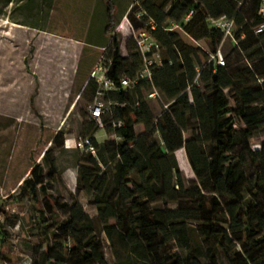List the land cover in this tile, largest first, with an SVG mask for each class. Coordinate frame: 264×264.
Masks as SVG:
<instances>
[{"label":"trees","instance_id":"16d2710c","mask_svg":"<svg viewBox=\"0 0 264 264\" xmlns=\"http://www.w3.org/2000/svg\"><path fill=\"white\" fill-rule=\"evenodd\" d=\"M14 1L30 12L38 6L49 13L54 5V0ZM253 1L250 16L242 10L245 0H140L134 7L130 23L156 39L164 64L152 82L125 90L120 80L136 75L130 64L138 72L144 66L140 50L131 38L128 56H123L117 35L105 45L107 77L121 89L102 98L110 107L101 121L120 143L109 149L101 145L98 124L92 121L85 138L97 155L77 151V188L97 215L91 217L78 200L69 205L50 192L58 174L54 165L46 175L40 165L32 166L18 195L31 205L34 229L42 239L32 264H108L102 236L115 264H264V141L257 150L252 144L264 135V41L255 35L264 16L259 15L260 0ZM191 10V21L182 26ZM140 11L142 20L136 17ZM221 17L235 23L232 40L248 54L244 65H227L226 60L224 66L213 60L203 64L201 51L166 26L181 25L191 38L205 40L215 56L225 37L209 20ZM149 21L155 30L146 27ZM154 89L169 105L156 122L146 102ZM88 91L85 85L80 99ZM95 99L92 95L87 104ZM137 125L150 134L138 136ZM188 131L192 137L186 141ZM155 133L162 146L152 143ZM60 138L61 133L54 136V147ZM181 149L197 181L183 180L176 159ZM45 155L50 159V153ZM182 197L189 199L184 203ZM156 203L175 208L150 207ZM1 238L0 257L7 236Z\"/></svg>","mask_w":264,"mask_h":264},{"label":"rangeland","instance_id":"374dc122","mask_svg":"<svg viewBox=\"0 0 264 264\" xmlns=\"http://www.w3.org/2000/svg\"><path fill=\"white\" fill-rule=\"evenodd\" d=\"M253 7V0H245L242 10L249 15ZM80 15L59 0L49 13L45 7L35 6L30 12L19 8L14 0H0V242L3 235L7 236L0 264H21L28 258L33 260L34 247L42 246V239L34 229L31 205L18 198L20 186L35 164L41 166L44 175L51 165L57 168V177L50 185L53 195L69 205L78 200L91 217L97 215L96 209L90 206V200L77 188V151L80 154L86 152L77 147L92 123L87 101L92 95L97 97L99 86L92 82L90 91L81 99L80 94L92 69L103 57L104 49L76 40L84 35V28L79 25H84L86 20ZM166 26L174 29L186 45L201 51L199 57L203 64L216 61L205 40L193 39L171 23ZM139 31L135 29L137 34ZM235 32L236 27L232 34ZM117 37L122 43L123 56H128V41ZM220 50L227 65L246 63L248 54L238 51L231 37L224 39ZM162 58L165 60L164 52ZM130 69L133 75L138 73L132 64ZM146 102L155 122L158 121L167 110L166 101L148 96ZM190 102H193L191 95ZM109 107L105 104V112ZM101 123L97 141L107 149L118 145L120 140L108 135L103 120ZM135 131L138 136L150 134L143 125H137ZM57 133H61V138L54 147L53 138ZM184 135L187 141L191 139L192 132ZM151 141L162 146L158 133L153 134ZM263 141L264 135L254 139L253 149H259ZM204 147L210 151L209 144ZM49 153L50 159H47L45 154ZM176 159L183 180L187 184L197 181L185 149L176 152ZM246 170L252 174V165L249 164ZM91 180L89 176L86 182ZM188 199L181 198L184 203ZM150 207L175 208L164 203L150 204ZM101 239L108 264H115L105 237Z\"/></svg>","mask_w":264,"mask_h":264},{"label":"built area","instance_id":"2783aa9c","mask_svg":"<svg viewBox=\"0 0 264 264\" xmlns=\"http://www.w3.org/2000/svg\"><path fill=\"white\" fill-rule=\"evenodd\" d=\"M193 14L194 11L191 10L185 16L182 21V26L188 25L193 17ZM259 15L264 16V0H260ZM144 16V12H139L137 14V19L142 20ZM209 25L212 28L223 33L225 39L228 37L233 38L232 30L235 27V23L233 20L227 19L226 17H221L218 19L210 18ZM182 26L174 25V28H179L182 30ZM146 27H148L150 30L156 29L153 21H149L146 24ZM169 30L174 29L171 28ZM127 31L129 32L130 38H133L135 40L140 50V53L144 60V66L141 71H139L134 77H124L120 80L121 88L125 90L136 88L142 81L152 82V75L154 71L158 68H161L164 64V60L162 58V48L148 30H141L137 34L132 24L129 23L127 25ZM255 35L260 41H264V24L255 29ZM105 50L106 49H104V52ZM213 58L216 60L218 65H225V60L221 51H218V53L213 56ZM107 72L108 66L104 63L103 57H101L99 63L92 69L86 83V85H89L90 83L95 82L99 86V91L97 92L95 102L91 105H88L87 110L90 116V120L97 123L100 127H102L101 117L105 111V104L101 99L106 93L120 92L121 89L114 82L108 79ZM148 96L150 99L162 101V97L156 89H154L153 92H151ZM165 107L168 110L169 105L167 104L165 105ZM121 125L122 123H118L115 125V127H120ZM77 148H83L84 151L96 155L95 148L87 138L81 139V141L78 142ZM21 264H32V261L30 258H28Z\"/></svg>","mask_w":264,"mask_h":264},{"label":"crops","instance_id":"0c3cea01","mask_svg":"<svg viewBox=\"0 0 264 264\" xmlns=\"http://www.w3.org/2000/svg\"><path fill=\"white\" fill-rule=\"evenodd\" d=\"M57 1L58 0H54V4ZM59 1L70 6L71 11L81 13L82 16L80 15V17L86 20L84 25H79V27L84 28L82 32L84 34L82 37L83 40L82 38H76V40L85 41L106 49L105 45L111 42V36L113 35L123 38L124 41L131 39L127 31V25L130 23L129 15L134 7L139 5L140 0Z\"/></svg>","mask_w":264,"mask_h":264}]
</instances>
